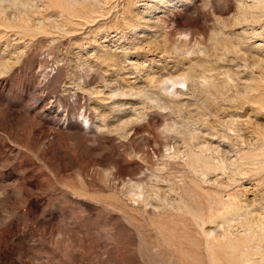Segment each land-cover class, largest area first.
I'll return each mask as SVG.
<instances>
[{
    "label": "rangeland",
    "instance_id": "obj_1",
    "mask_svg": "<svg viewBox=\"0 0 264 264\" xmlns=\"http://www.w3.org/2000/svg\"><path fill=\"white\" fill-rule=\"evenodd\" d=\"M255 2L0 0V264H264Z\"/></svg>",
    "mask_w": 264,
    "mask_h": 264
},
{
    "label": "bare ground",
    "instance_id": "obj_2",
    "mask_svg": "<svg viewBox=\"0 0 264 264\" xmlns=\"http://www.w3.org/2000/svg\"><path fill=\"white\" fill-rule=\"evenodd\" d=\"M255 0H253V2H254ZM264 1V0H263ZM256 2H257V0H256ZM255 2V3H256ZM255 3H252V5H254ZM259 3H261V2H259ZM262 4V3H261ZM251 5V4H250ZM258 5H260V4H258ZM258 5H256V7H259ZM246 6V5H245ZM248 7H250V6H248ZM247 8V7H246ZM253 8V7H252Z\"/></svg>",
    "mask_w": 264,
    "mask_h": 264
}]
</instances>
